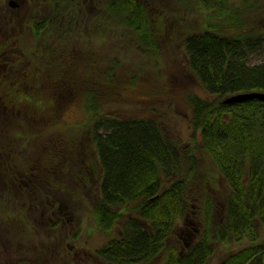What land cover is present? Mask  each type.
<instances>
[{
    "label": "trees",
    "instance_id": "1",
    "mask_svg": "<svg viewBox=\"0 0 264 264\" xmlns=\"http://www.w3.org/2000/svg\"><path fill=\"white\" fill-rule=\"evenodd\" d=\"M59 1L75 4L74 0ZM260 1L264 0H196L193 7L204 14L206 22L185 37L184 49L190 69L209 96L187 95L192 136L186 144L154 118L111 119L102 114L101 102L125 96L123 91L131 86L119 81V59L112 58L113 64L101 70L91 65L93 54L87 47L74 44L71 36L66 39L67 33L76 34L72 15L64 26L59 24L61 19L51 26L45 19L34 20L33 33L43 44L37 47L35 59L29 63L19 51V70L11 66L12 60L0 65V150L7 152L0 169L5 189L12 193L17 184L20 200L44 197L41 188L28 191L26 184L47 179L58 187L56 172L60 167L73 169L78 159V155L72 157L75 149L78 153L84 146L82 152L87 154L89 142L73 144L59 129L52 130L63 123L64 109L79 101L86 106L88 133L96 151L97 166L90 157L91 166L100 168V195L94 208L100 229L111 233L116 220L124 216L122 207L149 222L129 219L131 233L103 243L100 257L110 264H134L167 249L164 264H205L213 253L209 244L213 238L226 241L232 234L237 240L259 239L256 221L264 225V100L225 99L239 92L264 91V60L250 61L264 41V27L244 31L241 14L254 11ZM106 9L119 18L116 23L135 32L141 44L154 45L147 7L136 0H108ZM248 25L255 27L251 22ZM83 34L88 32L81 30ZM67 40V48L60 50L59 43ZM197 142L202 158H209L215 169L200 160ZM219 190H225L224 213L215 220L213 193ZM193 198L201 199L197 217L203 237L188 248L190 254L180 255L173 245L166 246V238L172 233L173 218L187 213ZM11 201L12 196L5 193V202ZM254 251L263 264L264 247ZM240 257V253L230 256L222 264H238ZM15 264L40 263L24 259Z\"/></svg>",
    "mask_w": 264,
    "mask_h": 264
},
{
    "label": "rangeland",
    "instance_id": "2",
    "mask_svg": "<svg viewBox=\"0 0 264 264\" xmlns=\"http://www.w3.org/2000/svg\"><path fill=\"white\" fill-rule=\"evenodd\" d=\"M10 1L0 0V42H3L0 56L6 51H10L9 55L13 61L11 66L14 67V70H19L21 62L17 59L19 55L17 52L23 51L25 60L31 63L36 57L37 47H43L42 40L39 37L36 38L33 33L34 20L39 22L45 19L51 26L57 25L56 21L59 18L54 20V17L45 13V9L40 11L39 8L43 9L40 0L39 4L35 0H19L21 2L19 6L18 4L12 6ZM43 1L46 3L45 5H51L50 0ZM136 1L147 7L151 14L154 43L152 47L149 48L147 45L141 44L135 32L127 26L115 22L119 18L112 12L107 13L108 0H92L93 6L90 9H86L83 0H74L75 4L68 10L74 14L73 23L76 34L67 33L66 39L71 36L70 41H76L74 44L81 46L84 50L87 47V50L93 54L91 65L98 70L112 65V58H118L120 62L119 81L125 83L126 86L131 84L130 88L123 91L125 96L101 102V110L104 113L101 111L99 113H112L123 117L154 118L180 143H189L192 136V109L188 104L187 95L191 92L201 96L209 95L204 91L188 65L184 39L190 32L204 27L206 17L200 10L193 7L197 5L196 0ZM64 3H69V1ZM81 6L83 9L79 14L76 8ZM241 14L242 21H245L246 24L243 28L244 31L264 27V1H260V6L254 11ZM66 20L67 17H62L59 24L64 26ZM248 22H251L255 27H250ZM68 26L71 25H67L66 28ZM81 30L88 34L86 36L83 34L81 37ZM92 32L94 35H91ZM67 41L59 43L60 50L67 48V44L70 43ZM10 48L13 49L10 50ZM262 60H264V41L250 55L251 62ZM84 66L89 67L82 65V67ZM85 109L86 106L78 101L67 106L62 114L63 124L68 126V131L75 134L78 141L81 140V137L77 135L90 128L85 125L89 122ZM58 129L57 127L52 128L53 132ZM197 139L200 140L199 135H197ZM200 144L197 142L196 154L200 156V160L206 167L214 168L215 166L209 158H202L199 150ZM84 150H86L84 146L83 149H78V153L75 149L76 154H73L72 157L78 155L79 158L82 157L87 162H91L90 157H92L94 165L97 166L96 151L92 148L91 143L87 148L88 155L82 152ZM76 163L77 160H74L73 165ZM76 165L75 169L72 166L73 169L68 170L67 175L59 181L62 183V187H56L57 189L53 190L50 197H38L33 205H28L29 201L25 199L17 203L13 201L3 203L6 212L3 217H6L7 221H0V239L4 248L0 247V264H3L1 261H4L1 258H5L7 261L5 263L9 264L18 263L24 259H31L42 264H110L97 255L96 248L107 241L111 235H118L124 224L118 220L111 235L104 233L99 228L94 214L99 195L94 189L98 190L97 181L86 190L85 187H82L83 181L79 176L81 178L91 174L99 176L100 168L96 167V170L95 166L89 164L88 168L83 161ZM80 173L84 174L80 175ZM222 186L225 189V184ZM5 193L14 196L11 191L6 189ZM197 193L201 198L200 187L197 188ZM224 195L225 190L213 193L216 207L215 220L223 218ZM200 201L201 199H191V207L188 210L190 214H188V218L179 217L174 227L176 230L182 231L180 225L192 227L193 222L191 221L196 222L198 219L196 216L199 212ZM129 214L134 213H125L122 220L126 221L129 217L132 218ZM14 227L19 229L12 232ZM256 230L259 239L264 240V225L258 220L256 221ZM183 235L186 236V240H189L190 236L187 233H183ZM169 241L175 246L183 248L184 239H178L176 236L171 237ZM244 243H247V240L237 241L234 238H231L230 242L226 244L218 242L212 244L211 242L213 254L208 257L205 264H220L229 255V252L239 250ZM166 251L167 249L163 254L161 252L148 261L134 264H164Z\"/></svg>",
    "mask_w": 264,
    "mask_h": 264
},
{
    "label": "bare ground",
    "instance_id": "3",
    "mask_svg": "<svg viewBox=\"0 0 264 264\" xmlns=\"http://www.w3.org/2000/svg\"><path fill=\"white\" fill-rule=\"evenodd\" d=\"M50 3H51V5H49L48 14H49V16L51 15L52 17H54V20H58V18L59 19H62V17H67V16H71V15L74 17V14L71 13L68 10L71 7L69 5H67L66 3H64L62 1L60 2L59 0H50ZM82 9H83L82 6L81 7H77L76 8L77 13L80 14V10H82ZM10 60H11L10 55L3 54L2 56H0V65L6 66V65L10 64L9 63ZM253 91H258V90H253ZM254 99H260V98H254ZM260 100H263V99H260ZM107 117H110L111 119H113V118H123V116H118V115H115V114H112V113L111 114H107ZM85 125L90 126V124H86V123H85ZM59 130H60V133L62 135H64V137L66 138V140L70 141L73 144H78V143H81V144H84L85 143L86 144L87 142H89V144L91 143L90 142V135H89L90 133H88V130L86 132L82 133V134H78L77 135V136L81 137V140L80 141H78L77 138L74 136L75 134L73 135L71 132L68 131V126H65L63 123L59 127ZM83 153H81V154H83ZM6 154H7V152H5L4 150H0V163L5 159ZM78 159H79V162L83 161L85 163L86 167L89 168V165L91 166V162L90 161L87 162L86 160H83L82 157L79 158V156H78ZM78 159H77V163L76 164L79 163L78 162ZM76 164L74 165V169L77 166ZM57 166H58V164H57ZM0 167H1V164H0ZM17 169L20 170V167H18ZM77 171L79 172L80 170H77ZM67 173H68V171L61 170V167L59 168V171L56 172L57 179H58L57 181L58 182L55 183V184L60 185L58 187H62V183H60L59 181H61L67 175ZM82 174H84V173H80V175H82ZM79 177L83 181L82 187H85L86 190L89 187H91L93 184H95V182L97 181L98 190L96 188H94V189L100 195V188H99V180L101 179L100 178V175L98 176L96 174H91L90 176L84 175L83 178H81V176H79ZM165 180H168V179H165ZM90 182H92V183H90ZM50 183H49V180H47V179L46 180H42L41 179V180H37V181L31 180L30 182H28L26 184V188H28L29 189L28 191H30L33 188H35V186H38L39 188L42 189V191L45 193V195L47 197H50L52 195L53 190L56 187V186L55 187H52V185ZM99 195H98V200H99ZM4 199H5V197L1 198L0 199V202H3ZM36 199L38 200V197L36 195H34V197H30L28 199L25 198V200H28L29 201L28 205H33V202H35ZM12 200H14V197L13 196H12ZM17 202H20V199ZM97 203H98V201H97ZM122 208L124 210L123 211L124 214L125 213H134V214H131V215L129 214V216H131L132 218H135V219L136 218H139V220H141L146 225L149 223L147 220L140 218L136 214L135 211H133V210L127 208V207H122ZM4 209H5V206L3 204H0V214L1 215L6 214V212H5ZM200 209L201 208H200V205H199V210ZM128 210H129V212H128ZM188 214H190V213L187 211V213H185L182 216V218L183 217L188 218L187 217ZM129 219H131V218L129 217L128 220H126V221L122 220V218L121 219H118V220L122 221V224H124V226L121 225L122 226V230H121V232L118 235H116V236H112L111 235L118 220H116L115 225L112 228L111 233H106L105 231H104V233L111 235L109 237V239L110 238H115V237H120V236L121 237H127L131 233V229L128 228ZM178 219H179V217H176V218L174 217L173 218L172 221H173L174 227H175V224H177ZM191 222H193L192 227H189L188 226V230L190 232H187L185 230L180 231V229L179 230H176L173 227L172 228V233L167 236L168 239H166V246H172L173 245V249H176V251L180 255L186 254L189 251L188 248L191 247L195 242L197 243L203 237V234H202L203 233V229H202L203 226H202L201 222L198 219L196 220V222L195 221H191ZM198 223H199V225H197ZM214 226H216V225H214ZM99 228H100V226H99ZM12 232H14V229H13ZM183 233H187L190 236L189 240H186V236H184ZM175 235L177 236L178 239H184L183 248H179V247L175 246L171 241L168 242V240L171 239V237H176ZM229 236L230 237H228V240H226V241L223 238H220V239L213 238L212 244L215 243V242H218L219 244H223V243L226 244V243L230 242L231 238H234L235 237L232 234H230ZM109 239H107V240H109ZM234 239L237 240L236 238H234ZM242 240L243 241L244 240H247V243H244L243 246L239 250H232L231 252H229V255L226 256V258L220 264H222L230 256H237L238 253H240V256H241L239 258V263L238 264H259V260H258V257L259 256L257 255L256 251H254V249L255 248L264 247V240L257 239V240H252V242H251V240L249 238H243V239L237 240V241H242ZM209 244L211 245V242L210 241H209ZM101 246L102 245H100L98 248H96V253H97V255L99 257H100V254L98 253V249ZM0 247L2 249H4L3 248V243L1 242V239H0ZM252 247H254V248H252ZM164 250L165 249H163L161 251L162 254H163ZM243 250H245L248 253H244ZM251 251H253V252H251ZM189 254H190V251H189ZM212 254L213 253H211L210 256H212ZM100 258H102V257H100ZM1 260H4V261H1L2 263L7 262V261H5V258L4 259L1 258ZM28 260H31V259H28ZM104 261L107 262L106 260H104ZM38 263H40V262H38ZM5 264H9V263H5ZM40 264H42V263H40ZM263 264H264V257H263Z\"/></svg>",
    "mask_w": 264,
    "mask_h": 264
},
{
    "label": "flooded vegetation",
    "instance_id": "4",
    "mask_svg": "<svg viewBox=\"0 0 264 264\" xmlns=\"http://www.w3.org/2000/svg\"><path fill=\"white\" fill-rule=\"evenodd\" d=\"M14 1H16L17 2V4H18V6L20 5V3L21 2H19V0H14ZM84 1V3H83V5L86 7V9H90V7H92L93 6V3H92V0H83ZM35 2L37 3V4H39V0H35ZM46 3H44V1L43 0H40V5H41V7L43 8V9H41V8H39V10L40 11H42V10H46V12L45 13H48V6L47 5H45ZM19 8V7H18ZM39 10H37V12H40ZM15 191H16V195H15ZM13 197H14V200H12L14 203H17V201L19 200V188H18V185L17 184H14L13 185ZM3 197H5V183H4V175H3V172L1 171V169H0V199L1 198H3ZM5 204V203H9V202H5V199H4V201L3 202H0V204ZM0 221L1 220H3V215H0ZM188 223V222H187ZM180 228L182 229V230H185V231H187V232H190L189 230H188V227L186 226V225H180ZM3 264H5V263H3Z\"/></svg>",
    "mask_w": 264,
    "mask_h": 264
},
{
    "label": "water",
    "instance_id": "5",
    "mask_svg": "<svg viewBox=\"0 0 264 264\" xmlns=\"http://www.w3.org/2000/svg\"><path fill=\"white\" fill-rule=\"evenodd\" d=\"M10 4L12 6H17L16 1L11 0ZM260 98L264 100V91H246V92H239L233 95L228 96L225 101L226 102H233V101H244L248 99Z\"/></svg>",
    "mask_w": 264,
    "mask_h": 264
}]
</instances>
